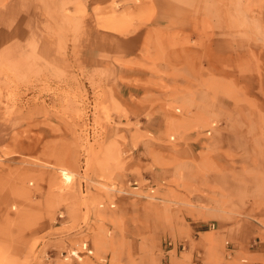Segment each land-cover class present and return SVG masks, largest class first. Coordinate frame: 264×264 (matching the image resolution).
I'll use <instances>...</instances> for the list:
<instances>
[{
    "label": "rangeland",
    "instance_id": "374dc122",
    "mask_svg": "<svg viewBox=\"0 0 264 264\" xmlns=\"http://www.w3.org/2000/svg\"><path fill=\"white\" fill-rule=\"evenodd\" d=\"M62 1L77 10L50 15L74 43L83 11ZM153 1L168 24L132 64L149 75L136 108L7 73L1 113L23 125L0 147V264H264V0ZM120 6L100 18L129 23ZM136 166L165 182L124 179Z\"/></svg>",
    "mask_w": 264,
    "mask_h": 264
},
{
    "label": "crops",
    "instance_id": "0c3cea01",
    "mask_svg": "<svg viewBox=\"0 0 264 264\" xmlns=\"http://www.w3.org/2000/svg\"><path fill=\"white\" fill-rule=\"evenodd\" d=\"M60 1L0 0V88L7 86V73L13 75L20 85L32 82L36 88L46 80L79 77L84 85L80 89L87 90L88 95L101 92L109 100L126 101L129 106L138 107L131 98L141 97L147 89L137 85L135 80L149 75L138 72L137 66L132 64L141 61L140 54L154 44L151 31L167 29L168 23L163 22L168 21L167 6L158 4L157 0L156 3L145 1L142 5L134 4V0H74L83 12L78 18L76 40L69 43L68 26L63 27V37L59 36L57 30L61 26L50 13L55 14L60 7L71 11L77 9L72 4H63V1L58 3ZM118 3L121 6L115 12L135 14L129 23L100 18L106 14V8ZM162 107L151 105L148 112L155 109L154 113L148 121H143L153 133L164 121ZM22 123L17 117L5 118L0 109V147L7 144L14 132L21 130ZM104 127V141L115 140L117 129L105 123ZM132 160L127 157L125 165L131 166ZM136 167L140 168L137 174L130 172L123 176L124 179L131 183L141 179L152 187L165 182V170ZM78 256L77 250H70L60 252L58 257L67 260Z\"/></svg>",
    "mask_w": 264,
    "mask_h": 264
},
{
    "label": "bare ground",
    "instance_id": "6f19581e",
    "mask_svg": "<svg viewBox=\"0 0 264 264\" xmlns=\"http://www.w3.org/2000/svg\"><path fill=\"white\" fill-rule=\"evenodd\" d=\"M230 66H231V65H230ZM262 114H263V113H262ZM63 172H64V173L66 172L65 169H63ZM64 176H65V179H66V180L70 179V177H71V176H70L69 174H67V173H65Z\"/></svg>",
    "mask_w": 264,
    "mask_h": 264
}]
</instances>
